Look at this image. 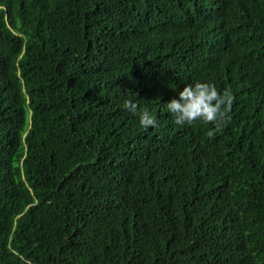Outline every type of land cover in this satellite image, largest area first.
<instances>
[{
    "label": "trees",
    "instance_id": "16d2710c",
    "mask_svg": "<svg viewBox=\"0 0 264 264\" xmlns=\"http://www.w3.org/2000/svg\"><path fill=\"white\" fill-rule=\"evenodd\" d=\"M0 264H264V0H0Z\"/></svg>",
    "mask_w": 264,
    "mask_h": 264
},
{
    "label": "clouds",
    "instance_id": "9594fccd",
    "mask_svg": "<svg viewBox=\"0 0 264 264\" xmlns=\"http://www.w3.org/2000/svg\"><path fill=\"white\" fill-rule=\"evenodd\" d=\"M232 101L233 97L227 92H218L214 85L194 82L179 90L177 95L166 103V108L176 125L186 126L196 121L211 124L212 129L207 134L212 136L227 121V112L231 108ZM123 107L138 116L142 128L157 126L152 114L147 110L138 111V105L134 101L126 100Z\"/></svg>",
    "mask_w": 264,
    "mask_h": 264
}]
</instances>
